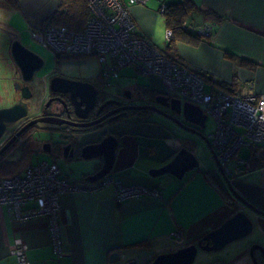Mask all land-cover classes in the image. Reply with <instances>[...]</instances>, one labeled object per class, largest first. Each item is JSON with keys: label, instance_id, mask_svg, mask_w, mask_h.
<instances>
[{"label": "crops", "instance_id": "0c3cea01", "mask_svg": "<svg viewBox=\"0 0 264 264\" xmlns=\"http://www.w3.org/2000/svg\"><path fill=\"white\" fill-rule=\"evenodd\" d=\"M11 1L13 6L7 7L6 1L0 0V10L21 11L32 25L47 22L58 10L60 0ZM181 1L148 0L144 5L132 6L130 13L139 35L165 50L166 41L163 49L156 44V31L168 28L163 8ZM192 1L196 11L183 23L189 28L186 32L206 24H216V30L211 36L197 34L201 39L191 43L178 42L176 58L203 76L208 92L264 93V0ZM0 27L11 30L2 23ZM11 35L17 38L12 30ZM0 42L3 47L7 46L2 40ZM126 69L137 73L133 68ZM148 78L153 90L166 91L157 78ZM164 123L167 126L161 128L138 117H128L109 128L118 137L122 136L119 137L113 177L124 186H143L157 194L118 203L114 199L116 186L110 184L98 188L88 185V190L62 195L59 224L65 253L60 259L53 252L47 218L16 220L8 207L0 206V264H17L13 250L18 242L27 247L31 264H116L111 261V256L122 250L127 252L125 259L135 258L139 264H145L159 254L199 241L231 218L234 214L229 208L232 196L214 169L201 166L186 174L182 181L168 175H149V170L167 163L161 162L169 158L173 148L184 147L185 144L176 142L171 133L183 138L195 137L186 131L187 134L181 132L170 121ZM102 133H94L87 141L100 139ZM193 145L186 144L185 147L196 155L197 149ZM49 161L57 163L56 158ZM29 162L27 165L35 163ZM91 164L72 177L68 166L58 165L62 174L84 186L79 177L90 169ZM259 164L263 166L261 161L256 168ZM251 173L231 176V182L245 198L264 211V170L254 182L248 180L247 175ZM251 217L264 235V216L253 214ZM262 234L259 233L258 237L261 238ZM258 237L251 239L247 248L234 254L221 257L218 253L208 256L202 252L203 264H254L251 246L258 243L264 248Z\"/></svg>", "mask_w": 264, "mask_h": 264}, {"label": "built area", "instance_id": "2783aa9c", "mask_svg": "<svg viewBox=\"0 0 264 264\" xmlns=\"http://www.w3.org/2000/svg\"><path fill=\"white\" fill-rule=\"evenodd\" d=\"M87 1L90 17L82 31L45 22L31 25L33 38L55 57H95L107 81L118 78L126 68H133L145 77L161 78L172 98L195 105L213 118L215 129L207 138L227 177L255 170L257 162L261 163L260 158L264 157V93L208 92L200 73L167 56L139 35L130 8L144 5L148 0ZM215 27L216 24H206L189 31L210 36ZM183 29L189 28L183 25ZM173 35V30L167 28L166 43ZM244 148L249 151L243 153ZM110 184L116 186L114 199L118 203L157 194L146 187H124L111 178L100 182L97 188ZM83 188L88 190L62 174L56 162L39 161L27 166L20 175L0 178V206L8 207L16 220L47 218L53 252L60 259L65 253L59 224L60 198ZM13 252L17 264H31L23 242H18Z\"/></svg>", "mask_w": 264, "mask_h": 264}, {"label": "water", "instance_id": "95a60500", "mask_svg": "<svg viewBox=\"0 0 264 264\" xmlns=\"http://www.w3.org/2000/svg\"><path fill=\"white\" fill-rule=\"evenodd\" d=\"M9 51L11 59L21 72L22 81L24 83L33 81L35 74L44 67V60L36 53L26 48L17 39L11 41ZM15 88L16 90L20 89L22 91L23 99L29 100L32 98L33 95L28 86H24L22 88L19 84H16ZM50 90L54 93L69 94L76 114L83 119L88 116L89 111L94 109L97 101L98 92L96 88L92 84L83 83L77 80L54 77L50 83ZM157 102L163 109L148 106H126L110 112L105 118L121 111L137 110L143 111L145 113L155 112L158 116H164V118L169 120L177 128L183 129L194 136L202 138L209 147L212 157L215 161L216 167L214 171L218 174V176L222 177L231 196L239 201L243 207L250 209L258 215L264 216V211L253 205L250 201H248V199L241 195V192H239L234 187L218 163L212 143L204 133L208 116L203 112V110L195 105L182 103L176 98L171 97L170 99L167 94L163 93L159 98H157ZM105 105L106 104L100 107L99 112ZM28 115L29 105L23 100L11 107L0 109V137L4 133L7 123L17 122L28 117ZM122 117H125V119L128 118V116L126 117L124 115ZM103 119L91 123H80L72 122L60 117L47 116L31 121L28 126L44 123L51 126L47 129L61 132V135L56 140H53V143H55L58 147L64 145L63 141L67 140L68 137L64 136L69 135L70 133V131H66L67 129H71V127L74 129H86L81 132L74 131V133L77 134L76 139L79 141L77 148H71L70 145L63 146L62 155L59 154L56 158H62L63 160L68 161L74 159L95 161L91 164V166H89L90 169L87 170L86 168L87 171H83L79 177V179L83 181L84 187L88 189V185L100 183L106 178H111L115 180V182H118L113 177L112 173L114 171L117 151L120 146L119 137L122 136L118 137L116 133L111 131V129H106L102 133V137L100 139L95 141H87V139L91 138L94 133H97L96 130L93 129V126ZM148 122L153 125H159L161 128L167 126L164 122H161L157 119H148ZM171 137H173V139L179 143L194 145L197 144V140L192 137L183 138L176 133H171ZM14 140L15 139L11 140L7 146L0 151V155L14 142ZM49 144L50 143H47L48 147ZM43 151L47 154L51 153L50 148L47 147H44ZM161 163L166 164L160 168H152L149 170V175L151 177L168 175L182 181L186 174L194 172L201 167L196 155L191 151V149L185 146L180 149L173 148V152L169 158ZM82 190L85 189L83 188ZM254 229L255 222L244 210H240L234 213L233 216L226 220L220 227L207 233L199 241L190 243L185 247L169 253L159 254L153 260L145 262V264H194L199 251L207 254L208 256L210 254L222 252L232 243L247 238L251 233H253ZM256 249H261L264 253V248L261 247L260 244L256 243L253 244L250 249V254L253 258L254 264H259L257 258H255L254 255ZM125 254H127L125 250L114 252L111 256V261L116 264H139L135 258L125 259ZM218 263L222 262L218 261Z\"/></svg>", "mask_w": 264, "mask_h": 264}, {"label": "flooded vegetation", "instance_id": "af4514ba", "mask_svg": "<svg viewBox=\"0 0 264 264\" xmlns=\"http://www.w3.org/2000/svg\"><path fill=\"white\" fill-rule=\"evenodd\" d=\"M10 44H11V41H9L8 43L7 53L5 54L6 56L0 59V79H5V78L7 79L6 86L3 82L0 83V97L3 100L0 103V109L11 107L14 104L23 100L27 102L29 105V115L28 117L23 118L17 122L6 124L5 131L0 137V151L3 150L11 140L13 139L15 140L0 155V164H2L3 162L7 160H12V159L14 160V158H16L17 156L20 157V155H22V153H25V152H27L28 154L30 153V155H32L35 152L45 153L43 151L44 147L50 148L51 153L48 155H50L52 158H56L59 154L62 155L63 146L70 145L71 148L78 147L79 141L78 139H76L77 134L74 133V131L81 132L83 130H86V129H81V128L74 129L72 127L71 129H67L66 131H70V133L69 135H64V136H67L68 138L67 140L63 141L64 145H62L61 147H58L55 143H53V140H56V139L52 138L50 139V141H48V140H41V139L35 138V135L39 131L41 126L46 125V124L38 123L33 126H28V124L33 120H37L39 118H43L47 116H55V117H60L62 119L70 120L72 122L91 123V122L101 120L105 118L106 115H108L110 112L120 109L122 107H126V106H132V107L148 106V107H155V108L163 109L162 107H160V105L157 102V98H159L162 93L167 94L171 99L169 90L165 92L155 91L152 89V87H149V85L145 86V85L135 84V85L123 87L122 89H119L114 93H111L108 89L115 86L114 81L119 80L121 75H119V77L116 79L107 81L101 75V68H100L99 75L94 79H78L70 75L61 73V71L57 70L55 72H52L50 76L48 77V79H45L44 81L37 80L36 74H35L33 81L29 83H24L22 81L21 72L19 68L15 65V63L11 59L10 51H9ZM3 74H6L7 76H4ZM54 77H62V78L69 79V80H77L83 83H89V84H92L96 88L98 92L97 101H96L94 109L89 111L88 116L86 118L84 119L80 118L76 114L75 108L71 102V97L69 94L54 93L50 90V83ZM16 84H19L22 88L24 86H28L33 95L32 98L29 100L23 99L22 91L20 89L16 90L15 88ZM104 104L106 105L99 112L100 107H102ZM154 114L156 113L155 112L145 113L143 111H137V110L121 111L95 124L93 126V129H95L97 133L98 132L102 133L106 129H109L112 124L118 123L120 120L125 119V117H122L123 115L126 117L127 116L128 117H138L143 121H148V118H155L161 122L169 121L166 118H164V116H158L157 114L154 116ZM48 126L49 125H47L45 128L47 129ZM178 129L181 132L184 131L183 133H186L185 130L180 129V128ZM47 143H50L49 147L47 146ZM183 146H186V144ZM39 161H49V160L44 159V160H38L37 162ZM35 163H32V164H35ZM0 178L3 179L7 177H0ZM228 178L231 181V177H228ZM99 184L100 183L93 184V187H97ZM119 184L122 185L120 182ZM124 187H132V186H124ZM139 187H143V186H139ZM241 195L245 197L242 193ZM229 208L234 213L240 210H244L253 221H254V218H252L251 215L253 214L257 215L250 209L243 207L239 203V201H237L233 197H231V200L229 201ZM255 228H257L256 224H255ZM255 252H256L255 255H256V258L259 264H264L263 251L261 249H258Z\"/></svg>", "mask_w": 264, "mask_h": 264}, {"label": "rangeland", "instance_id": "374dc122", "mask_svg": "<svg viewBox=\"0 0 264 264\" xmlns=\"http://www.w3.org/2000/svg\"><path fill=\"white\" fill-rule=\"evenodd\" d=\"M0 23H2L5 26H9L14 33V35L17 36V38H13L11 35V30L8 31V27H0V40H2L3 45L8 46L9 40H19L26 48L30 49L32 52L36 53L39 57H41L44 60V67L36 73V79L37 80H45L48 79L50 74L52 72H55L57 70L61 71V73L70 75L74 78L78 79H94L99 75L101 65L99 61L95 57H86L82 60H62V62L57 63L55 60L54 53L45 47L40 41L36 40L33 38L32 33H31V25L27 18L24 16V14L21 11H11L9 12L7 9L5 10L4 8L0 10ZM165 33L166 29L162 27L159 30L156 31V37H157V42L156 44L159 45L161 49H163L164 44H165ZM1 45V42H0ZM7 46H2L0 47V59L7 53ZM121 77L119 80L114 81L115 86L108 89L111 93L116 92L119 89H122L123 87L126 86H131V85H150V81L148 77H144L138 73H135L131 69H124L121 71ZM4 76H7L6 74H3ZM157 78L158 82L161 84L163 88L168 91V86L166 83L159 77ZM3 82L6 86L7 79H0V83ZM207 90V89H206ZM209 90V88H208ZM3 100L0 97V103ZM54 107V105H53ZM156 114H154L155 116ZM47 125H42L39 131L36 133L35 138L41 139V140H50V139H57L60 135L61 132L57 130H49L46 129ZM51 127V126H48ZM215 129V122L212 117H209L206 123V128L204 130L205 135H209L213 130ZM198 143L194 145L197 149L196 157L198 158L200 162V166L204 168H210L214 169L216 167L215 161L212 157L211 151L205 141L202 138H199L198 136L194 137ZM246 148L243 149V153H247ZM249 151V150H248ZM27 155V153H25ZM51 156L48 154H45L43 152L40 153H33L30 156V161L31 162H37L38 160H51ZM56 161L58 164L61 166H68L69 171H71L72 174L71 177L75 172H78V170H85V166L87 164L94 163L95 161H84V160H63L62 158H56ZM263 166H259L255 170L248 174V180L250 179L251 182L257 181L259 178L258 175L261 174V171L264 170V160ZM27 166V161L23 163L22 167L20 170L25 169ZM62 167V168H63ZM250 175V176H249ZM252 175V176H251ZM245 176V177H247ZM76 177V176H74ZM73 177V178H74ZM77 178V177H76ZM262 234V231L259 229H255L253 233H251L247 238L236 241L232 243L229 247H227L224 251L218 252L220 256H225L226 254H234L239 252L240 250L247 248L249 246V242L251 239H254L258 237V234ZM262 239L258 237V239L261 240V243L264 244V235H261ZM202 252L200 251L194 264H203L202 260Z\"/></svg>", "mask_w": 264, "mask_h": 264}, {"label": "trees", "instance_id": "16d2710c", "mask_svg": "<svg viewBox=\"0 0 264 264\" xmlns=\"http://www.w3.org/2000/svg\"><path fill=\"white\" fill-rule=\"evenodd\" d=\"M7 7H12L11 0H5ZM193 11H196L195 4L192 0H182L177 4H170L164 10V16L166 25L173 30V38L170 42L166 43V49L163 50L167 56L173 57L179 61L177 56L176 45L178 42L191 43L195 40H199V36L193 31L186 32L182 29L185 20L189 19ZM90 17V10L87 0H60L58 10H56L48 19V23L55 25H62L68 27L72 31H82L87 20ZM86 57H55L57 63L62 60H82ZM249 65L248 63H246ZM224 86V85H222ZM27 153V152H25ZM22 155L16 160H7L0 164V177H11L20 175L23 170H20L23 163L27 161L29 163L30 153ZM264 157L260 158L263 161ZM259 163V162H257ZM261 164H259L260 166ZM249 173V172H247Z\"/></svg>", "mask_w": 264, "mask_h": 264}]
</instances>
